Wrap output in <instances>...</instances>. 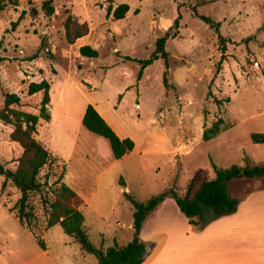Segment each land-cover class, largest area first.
<instances>
[{
  "label": "rangeland",
  "instance_id": "obj_1",
  "mask_svg": "<svg viewBox=\"0 0 264 264\" xmlns=\"http://www.w3.org/2000/svg\"><path fill=\"white\" fill-rule=\"evenodd\" d=\"M14 1L0 13V55L5 57L0 110L11 92L21 97L15 108L39 114L43 92L30 95L28 87L49 80L52 118L40 121L35 136L58 161L41 172L48 184L31 197L46 250L12 210L20 191L0 175V264H98L61 225L45 229L43 200L53 198L61 174L78 195L75 205L85 215L90 240L107 249L133 240L129 225L135 208L128 195L146 203L172 188L185 194L198 169L207 168L215 177L212 162L227 168L246 165L248 157L251 164H264V143L252 139L253 133H264V0H52L53 15L43 10L45 0ZM123 3L130 5L124 19L107 16L110 5L115 9ZM198 14L220 22V29ZM69 16L90 25V33L75 44L66 39ZM179 16V36L166 46L172 87L165 84L163 58L147 66L139 79L140 63L126 56L151 58L158 38ZM220 35L227 39L223 60ZM82 45L96 48L99 56H82ZM36 53L39 58L27 60ZM90 104L121 137L135 141L134 151L117 160L97 142L99 136L82 123ZM220 119L222 132L205 141L204 130ZM13 130L0 120V163L15 170L23 149L11 140ZM244 179L264 184V178ZM233 181L232 197L252 188V183ZM164 202L158 207L169 213L164 225L186 231L189 224L175 200ZM158 217L150 218L146 234L154 231Z\"/></svg>",
  "mask_w": 264,
  "mask_h": 264
},
{
  "label": "trees",
  "instance_id": "obj_2",
  "mask_svg": "<svg viewBox=\"0 0 264 264\" xmlns=\"http://www.w3.org/2000/svg\"><path fill=\"white\" fill-rule=\"evenodd\" d=\"M12 3H15V1L0 0V13L6 9L8 4ZM42 8L48 15L55 13L52 0H45ZM129 11L130 5L128 3L120 4L115 9L110 5L107 10V16L110 17L112 14L116 20H120L124 19ZM198 16L213 28L220 29V22L206 15L198 14ZM180 20L181 16L177 18L175 24L163 36L158 38L156 50L151 58L138 60L131 56H126L127 60L140 63L142 69L139 72V79L147 66L152 64L154 60L163 58L166 61L167 68L164 74L165 84L168 88L172 87L168 80L171 68V55L166 46L169 39L179 36ZM65 29L66 39L69 44H75L80 38L86 37L90 33V25L87 22L82 23L72 16H69L65 21ZM219 42L223 60L227 51V39L220 35ZM80 54L86 58H97L99 51L91 45H83L80 48ZM39 57V53H36L28 57L27 60L32 61ZM4 60L5 57L0 55V64ZM50 91L51 82L47 79L29 84L28 93L30 95L43 92L39 114L15 108V105H20L21 97L17 93L11 92L5 94V105L0 110V120L7 125L14 126V130L10 135L11 140L18 142L23 149L18 159L17 168L12 170L0 163V175L5 176L7 180H11L20 191L21 197L12 207V210L15 211L20 222L34 233L40 247L44 250H46V244L43 240L42 231H39L35 226V220L38 217L34 206L31 204V197L33 194L42 193L44 185L48 184V178L44 183L42 182L40 178L41 172L47 166L52 167L58 161V158L35 136L38 133L40 121L49 122L51 120V115L47 110L51 101ZM216 102L219 105L221 104L219 99H216ZM82 123L89 132L105 139L109 143L113 157L117 160L122 159L135 149V141L131 138H121L91 104L86 109ZM223 124L224 120L220 119L211 127L206 128L203 135L204 140L211 141L216 138L224 128ZM252 139L256 144L264 143V133H253ZM245 161H247L246 165L234 164L227 168H221L212 162L215 172V177L213 178L210 176L209 169H198L189 180L185 194H180L178 190L172 188L152 197L148 202L142 203L126 192L135 208L134 237L126 245L116 243L107 249L97 247L90 240L84 226L85 215L75 205L78 195L63 181L65 173L64 175L61 174L54 183L59 186L53 189V198L45 196L43 200L48 209V220L45 229H50L57 224L61 225L64 231L80 244L84 253L92 254L98 259V264H143L152 248L151 244L146 243L141 238L142 228L147 217L168 197L175 200L181 212L188 218L189 223L197 228H203L217 218L235 213L238 210L240 199L230 195V182L240 178H264V164H251L248 157H245Z\"/></svg>",
  "mask_w": 264,
  "mask_h": 264
},
{
  "label": "crops",
  "instance_id": "obj_3",
  "mask_svg": "<svg viewBox=\"0 0 264 264\" xmlns=\"http://www.w3.org/2000/svg\"><path fill=\"white\" fill-rule=\"evenodd\" d=\"M97 142L112 154L105 139L99 137ZM235 180L252 183V188L244 196H235L240 199L238 210L217 218L203 228L192 226L180 209L181 215L185 216L184 221L189 224L184 232L176 225H164L168 221L165 220L168 212L159 208L160 211L156 209L152 212L141 232L142 240L152 245L143 264H264V184L261 181L246 182L244 178ZM124 190H128L126 185ZM155 214H159V220L152 223L154 231L146 234L150 218ZM129 226L134 231L133 224Z\"/></svg>",
  "mask_w": 264,
  "mask_h": 264
},
{
  "label": "water",
  "instance_id": "obj_4",
  "mask_svg": "<svg viewBox=\"0 0 264 264\" xmlns=\"http://www.w3.org/2000/svg\"><path fill=\"white\" fill-rule=\"evenodd\" d=\"M47 109L49 110V109H50V107L48 106V107H47Z\"/></svg>",
  "mask_w": 264,
  "mask_h": 264
}]
</instances>
